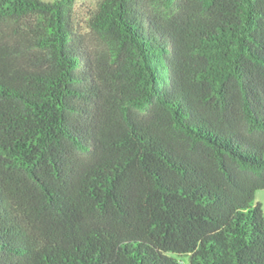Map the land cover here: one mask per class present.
I'll return each instance as SVG.
<instances>
[{"label":"trees","instance_id":"16d2710c","mask_svg":"<svg viewBox=\"0 0 264 264\" xmlns=\"http://www.w3.org/2000/svg\"><path fill=\"white\" fill-rule=\"evenodd\" d=\"M0 0V264H264V0Z\"/></svg>","mask_w":264,"mask_h":264},{"label":"rangeland","instance_id":"374dc122","mask_svg":"<svg viewBox=\"0 0 264 264\" xmlns=\"http://www.w3.org/2000/svg\"><path fill=\"white\" fill-rule=\"evenodd\" d=\"M98 0H76L73 7V24L79 28L84 27L88 13L96 6ZM255 203L260 204L261 211L264 215V190L255 195ZM183 264L187 263L185 258H181Z\"/></svg>","mask_w":264,"mask_h":264}]
</instances>
